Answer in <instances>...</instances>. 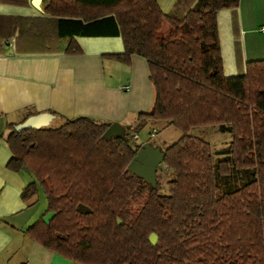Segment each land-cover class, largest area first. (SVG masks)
Masks as SVG:
<instances>
[{
    "label": "trees",
    "instance_id": "trees-1",
    "mask_svg": "<svg viewBox=\"0 0 264 264\" xmlns=\"http://www.w3.org/2000/svg\"><path fill=\"white\" fill-rule=\"evenodd\" d=\"M239 3L188 0L176 14L158 0H47L45 11L77 32L119 34L124 50L109 58L145 57L155 100L137 122L167 120L182 134L165 148L174 178L161 193L127 168L142 146L131 129L106 139L110 122L89 116L21 131L8 123V167L35 175L21 196L41 188L47 199L30 237L84 264H264V58L227 76L218 29V11ZM67 51L81 49L71 40ZM204 125L232 134L217 162L210 142L189 133ZM236 175L242 183L226 180L221 192L218 178Z\"/></svg>",
    "mask_w": 264,
    "mask_h": 264
},
{
    "label": "crops",
    "instance_id": "crops-1",
    "mask_svg": "<svg viewBox=\"0 0 264 264\" xmlns=\"http://www.w3.org/2000/svg\"><path fill=\"white\" fill-rule=\"evenodd\" d=\"M187 1L158 0L165 13L176 14ZM46 2L0 0V264H84L26 232L45 210L38 215L35 209L38 194L21 196L33 180L23 172L29 170L7 165L12 156L8 123L49 112L50 122L56 119L58 125L66 118L89 116L118 121L128 130L155 100L145 57L132 54L130 64L109 58L106 54L124 50L119 34L77 32L67 16L47 13ZM217 18L227 76L244 73L248 61L264 58V0H240L236 7L220 9ZM71 40L80 52L67 51ZM139 139L149 142L140 134Z\"/></svg>",
    "mask_w": 264,
    "mask_h": 264
},
{
    "label": "rangeland",
    "instance_id": "rangeland-1",
    "mask_svg": "<svg viewBox=\"0 0 264 264\" xmlns=\"http://www.w3.org/2000/svg\"><path fill=\"white\" fill-rule=\"evenodd\" d=\"M167 29V27H166ZM136 122L134 124V127L129 128L128 130H136L140 136L141 139L147 140L155 145V143H160V146L162 149L165 150V148L172 143L175 139H177L182 132L176 128L173 125L165 124L161 120H151L148 119L141 124ZM49 126L55 127L58 125V120L54 119L49 124ZM137 125V126H136ZM153 128H156L157 133L154 137L150 136L151 131ZM190 134L196 135L204 140H207L210 142L213 152H214V160L217 162L220 159L225 158L227 155H229L228 147L232 138V134L229 130H222L219 125H204V126H196L192 127L190 129ZM25 175H28V177L35 180V175L32 172L23 171ZM174 178L173 172L167 168L166 164L163 165L161 168L157 170L156 173V181L157 184L160 185V191L161 193H167L168 191V181ZM226 180L231 185H240L243 180L242 175H236L231 176L228 178L220 176L218 178V181L220 183V191L226 189ZM47 206V199L45 192L43 189H39L38 192V200L36 202L35 209L38 212V215L45 210Z\"/></svg>",
    "mask_w": 264,
    "mask_h": 264
},
{
    "label": "water",
    "instance_id": "water-1",
    "mask_svg": "<svg viewBox=\"0 0 264 264\" xmlns=\"http://www.w3.org/2000/svg\"><path fill=\"white\" fill-rule=\"evenodd\" d=\"M53 118V114L49 112H40L27 116L23 121L15 124V129L18 131L28 128H39L47 126L50 120ZM127 127L122 125L118 121H113L107 127L103 133V137L110 139L112 136L126 137ZM165 150L158 145H154L151 142H145L138 149L133 159L128 164V169L131 174H137L141 176L146 182L151 183L153 186L157 185L156 173L159 168L162 167L164 162ZM23 169L28 170L25 166ZM55 212L48 211L44 214L43 220L46 223L53 218ZM120 222V220H119ZM149 240L152 244L158 241V234L151 232Z\"/></svg>",
    "mask_w": 264,
    "mask_h": 264
},
{
    "label": "built area",
    "instance_id": "built-area-1",
    "mask_svg": "<svg viewBox=\"0 0 264 264\" xmlns=\"http://www.w3.org/2000/svg\"><path fill=\"white\" fill-rule=\"evenodd\" d=\"M156 133H157V130L156 129H153L152 131H151V133H150V136L151 137H154L155 135H156ZM132 138L136 141V142H138L139 144H143V142L139 139V134H138V132H132ZM163 165H165V163L163 162L162 163V166Z\"/></svg>",
    "mask_w": 264,
    "mask_h": 264
}]
</instances>
